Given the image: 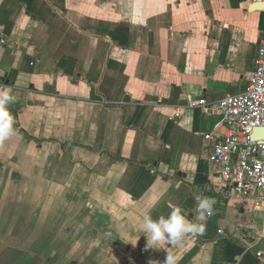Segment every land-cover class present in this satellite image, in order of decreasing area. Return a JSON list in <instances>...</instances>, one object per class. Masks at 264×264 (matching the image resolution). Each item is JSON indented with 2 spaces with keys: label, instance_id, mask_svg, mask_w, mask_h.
I'll use <instances>...</instances> for the list:
<instances>
[{
  "label": "crops",
  "instance_id": "crops-1",
  "mask_svg": "<svg viewBox=\"0 0 264 264\" xmlns=\"http://www.w3.org/2000/svg\"><path fill=\"white\" fill-rule=\"evenodd\" d=\"M263 42V0H0V264H264L258 193L237 196L205 140L228 135L217 104ZM196 195L216 201L205 233L145 251L142 216L192 220Z\"/></svg>",
  "mask_w": 264,
  "mask_h": 264
},
{
  "label": "built area",
  "instance_id": "built-area-1",
  "mask_svg": "<svg viewBox=\"0 0 264 264\" xmlns=\"http://www.w3.org/2000/svg\"><path fill=\"white\" fill-rule=\"evenodd\" d=\"M208 105L209 102L202 99L190 101L188 107L207 109ZM217 106L228 135L223 139L214 134L205 135V140L211 144L209 159L220 166L221 179L237 196L247 198L258 193L255 207L264 216V138L252 139L257 128H264V42L258 50L247 90L224 96ZM182 115L183 110H180L174 118ZM219 234L225 233L220 230ZM261 256L259 252L258 257Z\"/></svg>",
  "mask_w": 264,
  "mask_h": 264
},
{
  "label": "clouds",
  "instance_id": "clouds-1",
  "mask_svg": "<svg viewBox=\"0 0 264 264\" xmlns=\"http://www.w3.org/2000/svg\"><path fill=\"white\" fill-rule=\"evenodd\" d=\"M15 103V97L9 88L0 89V143L15 135V120L9 111V105ZM216 201L212 197L196 195L194 208L196 213L192 220L187 218L186 210L169 203L170 213L154 219L151 214L142 216L140 229L147 237L145 251L150 248L166 249L181 244L185 236L203 235L206 231L207 217L214 215ZM160 246L159 248L157 246ZM135 246V245H134ZM158 264V262H150ZM163 264H177V257L169 252Z\"/></svg>",
  "mask_w": 264,
  "mask_h": 264
},
{
  "label": "water",
  "instance_id": "water-1",
  "mask_svg": "<svg viewBox=\"0 0 264 264\" xmlns=\"http://www.w3.org/2000/svg\"><path fill=\"white\" fill-rule=\"evenodd\" d=\"M259 138H264V128H257L252 135V139H259ZM1 168V164H0ZM160 172H162L164 175L170 176V177H176L180 176L181 174L175 172L174 170L169 169L166 166H161L160 167Z\"/></svg>",
  "mask_w": 264,
  "mask_h": 264
}]
</instances>
